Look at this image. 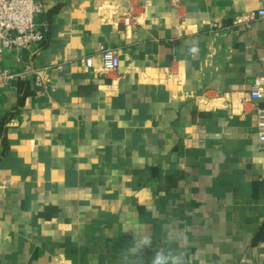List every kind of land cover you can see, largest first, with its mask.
<instances>
[{
  "label": "crops",
  "instance_id": "crops-1",
  "mask_svg": "<svg viewBox=\"0 0 264 264\" xmlns=\"http://www.w3.org/2000/svg\"><path fill=\"white\" fill-rule=\"evenodd\" d=\"M37 1L46 43L3 55L46 85L22 102L20 79L0 85V122L13 112L0 125V264H150L161 246L187 264H264V149L248 100L264 18L236 23L264 0ZM102 44L117 71L100 64ZM141 233L153 247L133 256Z\"/></svg>",
  "mask_w": 264,
  "mask_h": 264
},
{
  "label": "built area",
  "instance_id": "built-area-1",
  "mask_svg": "<svg viewBox=\"0 0 264 264\" xmlns=\"http://www.w3.org/2000/svg\"><path fill=\"white\" fill-rule=\"evenodd\" d=\"M43 3L37 0H0V85L9 86L17 79L31 78L34 86L45 87V74L41 70L26 67L21 71H11L3 65V55L14 49L30 50L39 47L46 37V30L37 23V16L43 12ZM264 18V9L253 10L236 18V23H245L256 18ZM123 24L135 27L136 14L128 7L122 13ZM100 64L106 72H115L120 68L117 49L102 44L97 50ZM92 57L85 59L86 68H92ZM264 99V76L256 77L248 100L253 104L257 117V136L264 149V106L259 101Z\"/></svg>",
  "mask_w": 264,
  "mask_h": 264
},
{
  "label": "clouds",
  "instance_id": "clouds-1",
  "mask_svg": "<svg viewBox=\"0 0 264 264\" xmlns=\"http://www.w3.org/2000/svg\"><path fill=\"white\" fill-rule=\"evenodd\" d=\"M177 237L185 238L186 235L170 231L166 239L173 241ZM134 246L130 249L133 256H139V254L145 248H152V237L148 234L141 233L134 237ZM186 254L183 251H177L167 246H161L155 249L154 256L151 259L150 264H187Z\"/></svg>",
  "mask_w": 264,
  "mask_h": 264
},
{
  "label": "trees",
  "instance_id": "trees-1",
  "mask_svg": "<svg viewBox=\"0 0 264 264\" xmlns=\"http://www.w3.org/2000/svg\"><path fill=\"white\" fill-rule=\"evenodd\" d=\"M47 34H48V31L46 30V37L42 41L40 46H43L46 43ZM40 89H42V87L34 86L31 78L20 79L19 84H18L19 102H22L26 98V96L33 94L37 92V90H40ZM12 114L13 112H10L0 122L1 130L3 131V133L6 132L5 126H6V123L12 118ZM259 242H264V221L253 239L254 244H257Z\"/></svg>",
  "mask_w": 264,
  "mask_h": 264
}]
</instances>
